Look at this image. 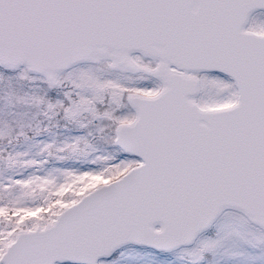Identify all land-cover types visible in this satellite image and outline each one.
Masks as SVG:
<instances>
[{"label":"water","instance_id":"1","mask_svg":"<svg viewBox=\"0 0 264 264\" xmlns=\"http://www.w3.org/2000/svg\"><path fill=\"white\" fill-rule=\"evenodd\" d=\"M264 0H0V68L52 81L110 59L134 73L157 62L156 96L132 95L115 146L143 161L23 231L0 264H98L126 246L171 253L193 245L225 211L264 230V35L247 31ZM197 73H219L238 103L205 110Z\"/></svg>","mask_w":264,"mask_h":264},{"label":"rangeland","instance_id":"2","mask_svg":"<svg viewBox=\"0 0 264 264\" xmlns=\"http://www.w3.org/2000/svg\"><path fill=\"white\" fill-rule=\"evenodd\" d=\"M248 23L247 31L264 35V12L255 13ZM132 58L137 67L134 73L115 70L113 61L108 59L76 66L52 81L31 74L26 68L10 71L16 72L20 80L44 83L61 95L66 104V125L62 129L50 125L34 136L0 143V213L5 216L0 258L19 233L53 225L63 210L121 177L112 180L116 162L125 159L123 153L115 142L121 156L110 149V143L103 142H109L113 126L115 135L119 125L133 123L136 116L128 103L131 94L153 98L163 90L152 76L157 63L140 55ZM194 76L200 82L195 101L202 109L220 110L238 103V91L230 78L219 73ZM8 100L9 108H13L12 98ZM21 123L14 122L13 127ZM6 129L3 138H10L12 125ZM95 132L102 138L91 143ZM116 155L120 160L114 159ZM140 164V160L133 162L132 168ZM98 264H264V230L243 213L225 211L189 247L160 253L130 245Z\"/></svg>","mask_w":264,"mask_h":264},{"label":"trees","instance_id":"3","mask_svg":"<svg viewBox=\"0 0 264 264\" xmlns=\"http://www.w3.org/2000/svg\"><path fill=\"white\" fill-rule=\"evenodd\" d=\"M0 95V143L2 144L7 143L8 139H10L9 141H16L22 140L25 136H34L50 125L59 126L60 129L66 125L64 116L66 104L63 101L64 99L61 95H57L55 91L50 90L44 83L29 84L27 81L20 80L16 72L0 68ZM10 98H12L14 103H12L13 108H9L8 106V99ZM57 102H61L64 105H58L56 104ZM53 104L55 105L54 107L49 106ZM23 113L27 114L23 115ZM25 120L27 121L25 122ZM18 121H22L23 123L19 127L14 128L13 123H18ZM7 125H12L13 131L10 138H3L4 135H7ZM114 129L115 126L111 129V135L108 137L109 142H103V145L110 143V149L118 152L119 155L121 152L113 145L115 140ZM99 136L102 138V135H99L97 132L91 135V143L99 142ZM118 155L114 157L115 160H120L116 159L119 158ZM122 157L125 159L122 162H116L115 166L117 168L114 169L115 175L112 180L114 178L117 179L123 174L125 175L132 168V163L138 162L135 158L123 155ZM3 223H5V216L0 213V244Z\"/></svg>","mask_w":264,"mask_h":264}]
</instances>
